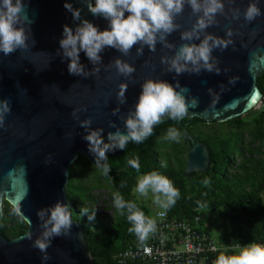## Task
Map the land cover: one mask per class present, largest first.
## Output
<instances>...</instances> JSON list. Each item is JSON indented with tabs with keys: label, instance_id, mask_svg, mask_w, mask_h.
I'll return each instance as SVG.
<instances>
[{
	"label": "water",
	"instance_id": "water-1",
	"mask_svg": "<svg viewBox=\"0 0 264 264\" xmlns=\"http://www.w3.org/2000/svg\"><path fill=\"white\" fill-rule=\"evenodd\" d=\"M65 2L82 8L83 19L101 30L106 28L107 22L94 18L85 0H28L33 21L28 47L9 56L0 53V99L9 100L11 105L4 127L0 128V221L7 200L29 225L26 233L15 238L0 233V264H42L44 255L48 259L43 264H94L85 229L73 216L71 232L54 238L46 253L33 247L41 232L37 210L57 201L69 204L70 169L80 155L95 165L74 112L79 120L91 118L92 128H103L107 142V133L116 130L110 122L124 130L122 117L134 108L145 79H164L173 84L178 81L198 101L182 119L187 120L183 131L189 147L185 174L189 175L205 172L211 166L208 145L188 132L191 120L198 117L209 123L226 122L252 111L264 97L258 85V78L264 74V15L250 23L243 19L250 0H224V13L218 14L217 23L206 30L221 38H226L228 29L233 32V43L225 50L213 52L219 61V74L202 71L199 75L176 76L167 71V64L161 63L162 57L171 58L182 44L200 42L180 38L197 19L186 6L176 18L180 29L166 38L174 48L157 43L154 52L145 46L143 54L137 55L139 45H135L127 56L106 48L101 53L102 63L95 66L81 52L80 60L86 70L100 68L97 75L88 78L69 75L67 60L57 54L63 26L75 28L79 23L64 9ZM259 7L264 13V0H260ZM235 9L240 10L239 19L234 18ZM117 58L135 67L131 77L117 75L112 66ZM122 83L128 84L123 105L117 101ZM117 108L120 111L113 115ZM118 153L119 150L108 153V159ZM29 234L31 240L27 238Z\"/></svg>",
	"mask_w": 264,
	"mask_h": 264
},
{
	"label": "clouds",
	"instance_id": "clouds-1",
	"mask_svg": "<svg viewBox=\"0 0 264 264\" xmlns=\"http://www.w3.org/2000/svg\"><path fill=\"white\" fill-rule=\"evenodd\" d=\"M88 11L94 18H103L107 22L105 29L81 16L82 8L74 7L71 2H65L64 9L71 14L73 21H78L75 28L65 24L59 40L58 55L67 60V72L71 76L88 78L100 72L99 67L91 71L86 70L81 63L80 54L83 52L94 66L102 63L101 53L106 48H113L127 56L135 45L137 55L143 54L146 46L149 51L156 50L157 43L167 48L175 46L167 42V36L180 29L176 18L185 7L191 8L192 14L197 17L190 30L181 33L184 41L199 40V44H182L171 58L162 57L161 63L167 64V71L176 76L184 73L199 75L203 72L219 74L221 69L217 57L213 52L217 49L225 50L233 43L231 29L226 31V38L218 37L206 30L217 23L218 14H223L224 0H85ZM235 0H233V3ZM260 0H250L243 11V19L254 21L264 15L259 7ZM239 9L234 10V18L239 19ZM33 21L29 15L28 0H0V53L4 56L24 50L28 47L31 38ZM201 33H205L201 39ZM34 42V41H33ZM118 76L131 77L135 67L117 58L113 65ZM127 83H122L117 93V101L123 105L127 101ZM189 90L182 87L178 81L175 84L164 79L148 78L140 85V93L134 108L130 109L126 117H122L124 130L110 122L114 132L105 133L103 128H92V119L79 120L76 112L73 116L84 129L83 140L87 151L101 174L109 176L111 167L108 164V153L117 150L124 151L129 143L141 144L153 135L154 128L163 123L166 116L169 120L179 122L184 118L190 107H196L198 101L188 95ZM119 108L113 110L117 115ZM11 112L9 100L0 99V128L4 127L5 118ZM182 133L178 127L170 126L164 139L170 142H179ZM128 165L140 171L139 157L129 159ZM166 167V164L162 165ZM135 191L140 196L154 195L153 203L161 209L171 208L180 197V191L167 176L158 171H151L140 177ZM113 205L131 225L130 233H134L143 242L149 234L156 230V221L138 208L134 201L126 200L120 191L113 194ZM70 204L57 201L54 205L38 209L37 217L41 221L40 235L34 240L33 247L41 253L51 246L54 238L66 236L71 232L73 221ZM15 212V210H14ZM84 215L88 210H83ZM163 213H161L162 215ZM95 218V211L88 215L89 220ZM32 239L31 234L27 237ZM48 256L44 255L43 262ZM215 264H264V244H248L239 248L238 252L227 254V250L217 256Z\"/></svg>",
	"mask_w": 264,
	"mask_h": 264
},
{
	"label": "trees",
	"instance_id": "trees-1",
	"mask_svg": "<svg viewBox=\"0 0 264 264\" xmlns=\"http://www.w3.org/2000/svg\"><path fill=\"white\" fill-rule=\"evenodd\" d=\"M258 85L264 93V75L258 78ZM163 121L143 143H129L124 151L111 154L113 167L107 177L83 155L71 166L67 186L70 210L85 229L94 264H120L115 256L142 242L129 232L131 225L126 214L117 211L110 221L98 217L93 190L106 186L107 181L115 192L120 191L126 200L134 201L150 217L154 210L148 203L141 202L134 190L139 177L151 171L167 176L180 191L179 199L167 209L170 216L192 219L200 215L206 231L224 232L220 239L225 244H264V110L250 111L226 122L192 119L188 132L208 145L211 166L205 172L189 175L185 174L188 159L185 154L189 147L182 127V122L187 120L174 122L165 116ZM170 126L181 131L179 142L164 139ZM136 157L141 165L139 172L127 163ZM118 166L122 169L116 170ZM94 176L96 182L92 184L89 179ZM3 208L0 233L10 239L26 233L29 225L17 209L7 200ZM84 209L88 214L84 215ZM93 211L95 218L89 220L88 215Z\"/></svg>",
	"mask_w": 264,
	"mask_h": 264
},
{
	"label": "built area",
	"instance_id": "built-area-1",
	"mask_svg": "<svg viewBox=\"0 0 264 264\" xmlns=\"http://www.w3.org/2000/svg\"><path fill=\"white\" fill-rule=\"evenodd\" d=\"M161 213H163L161 215ZM156 230L149 237L115 256L120 264H215L221 253L239 251L240 244H225L205 230L200 215L192 219L170 216L164 209L150 216Z\"/></svg>",
	"mask_w": 264,
	"mask_h": 264
},
{
	"label": "rangeland",
	"instance_id": "rangeland-1",
	"mask_svg": "<svg viewBox=\"0 0 264 264\" xmlns=\"http://www.w3.org/2000/svg\"><path fill=\"white\" fill-rule=\"evenodd\" d=\"M263 105H264L263 102H260L258 104V106L256 108H254L252 111H258ZM244 115H246V114H244ZM185 155L188 156L187 153ZM92 173H94V170H92ZM96 176H99V175H96ZM96 176H94V177L89 179L92 182V184H95ZM142 176L143 175H141L140 177H142ZM105 184H106V186H104V188H102V190L94 189L93 193H95V195L100 193L105 199V201L99 205V209H100L99 212L100 213L98 214V217H100L101 219H103L105 221H110V220H112L114 218L115 214L117 213V210L115 209V207L113 205V194L115 193V191L108 184L107 181H106ZM134 193H135L136 197L140 201H142V202L144 201V202L148 203L151 206V208L154 210V212L156 210H160L161 209L160 207H158L156 204L153 203L154 195L151 192H149V194L147 196H140L139 193H137L135 190H134ZM223 234H224V232L219 230V231H215L213 233V236L216 239H219V238H221V236Z\"/></svg>",
	"mask_w": 264,
	"mask_h": 264
},
{
	"label": "flooded vegetation",
	"instance_id": "flooded-vegetation-1",
	"mask_svg": "<svg viewBox=\"0 0 264 264\" xmlns=\"http://www.w3.org/2000/svg\"><path fill=\"white\" fill-rule=\"evenodd\" d=\"M264 75V74H263ZM262 75V76H263ZM261 77V76H260ZM262 90V89H261ZM262 102H263V104H264V97H263V100H262ZM264 110V105L259 109V111H263ZM183 121V120H182ZM185 124L186 123H183L182 122V127L184 128V126H185ZM108 164L110 165V167L112 168L113 167V164L111 163V160H110V156H109V159H108ZM118 169H122L121 167H117L116 168V170H118ZM102 188H104V187H102ZM102 188H96V190H102ZM94 200H95V206H96V211H97V213L99 214L100 212V209H99V205L101 204V203H103L104 201H105V199H104V197L99 193V194H96L95 195V193H94ZM142 202V201H141Z\"/></svg>",
	"mask_w": 264,
	"mask_h": 264
}]
</instances>
